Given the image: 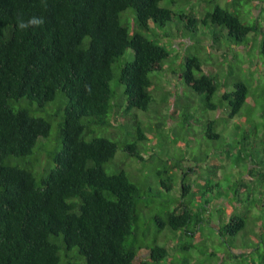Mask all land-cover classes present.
<instances>
[{"label": "trees", "instance_id": "obj_1", "mask_svg": "<svg viewBox=\"0 0 264 264\" xmlns=\"http://www.w3.org/2000/svg\"><path fill=\"white\" fill-rule=\"evenodd\" d=\"M263 20L264 0H0V264H264V124L241 131Z\"/></svg>", "mask_w": 264, "mask_h": 264}, {"label": "rangeland", "instance_id": "obj_2", "mask_svg": "<svg viewBox=\"0 0 264 264\" xmlns=\"http://www.w3.org/2000/svg\"><path fill=\"white\" fill-rule=\"evenodd\" d=\"M221 1H224V0H221ZM263 22H264V20H263ZM257 43V42H256ZM181 47H179L178 46V49H176L175 51H178V53H181ZM204 55H206L205 53H204ZM217 58H220V56L218 55H216V56H214L213 57V60H210V59H205V62L204 63H206V64H209V65H213V61H217ZM247 58H244V56L242 55V54H240L239 56H237V58L235 59V61H234V63H232L234 66V69L236 70V71H238V72H240L241 73V75L240 76H245L246 75V73H245V70L243 69V67L242 68H238V66H240V65H242V64H244V63H246V62H248L249 60L247 59ZM262 64L264 65V56H262ZM216 65V64H215ZM263 72H264V69H263ZM228 75L227 74H221V78L222 77H226V78H228V79H231L230 77H227ZM254 80L256 81V82H259V85L260 86H262L263 84H264V76L263 75H260V74H255L254 75ZM165 82V81H164ZM220 93H221V91H218V93H217V95H220ZM257 95H258V110L256 111V112H254V113H252V114H250V115H247V117H245V119L242 121V129H241V131L243 130V127L244 128H247V126H248V122H250L252 119H254V122H252L249 126H251V127H254L255 125H257L258 126V132L261 134L262 132H263V124H264V114H262L261 116H259V114H260V111H263L264 110V92H262V91H259L258 93H257ZM192 98H193V96H192ZM181 99V101H183V99H184V96L183 97H181L180 98ZM214 99L216 100L217 99V96H215L214 97ZM251 102H252V98H248V104L246 103V104H244V107L242 108V110H241V112H245V110L247 109L246 107L247 106H249L250 104H251ZM34 106H35V104H34ZM50 111H52L49 107H47V108H45L44 110H43V112L41 113V115H44L45 113H48V112H50ZM259 111V112H258ZM248 126V127H249ZM196 131H197V128L195 129ZM230 130H234L235 132H236V130H235V128H230V129H228V130H226L225 132H224V130H222V128L220 127L219 128V132H221L222 134H225V137L228 139V137L227 136H229V133H230ZM200 131V130H199ZM231 133H233V132H231ZM56 134H57V130L55 129V128H53L52 130H51V134H50V138H49V140L51 139V138H53V141H55V140H58V138L56 137ZM239 134H240V132H236V134H235V136H236V139H238L239 140ZM224 140H225V138H224ZM223 140V141H224ZM229 140V139H228ZM225 142H226V140H225ZM220 143V142H219ZM219 143H217V144H219ZM259 147H261V146H259ZM35 149H36V147H35ZM191 150H196V148H195V146H193V148H191ZM227 168H229V167H227ZM263 210H264V208H263ZM254 216V214H252L251 216H250V218H252ZM258 216H260V217H264V214L263 215H261V213H259V215ZM254 222L255 221H253L252 219H250L249 220V223H251L250 225H254ZM207 230H209V229H207ZM207 230H204L203 229V232H204V237H207V241H206V248L205 249H207L208 251H210V249L211 250H223V248H224V245L221 243V242H219L218 240H217V238H216V233H211V235H210V232L209 231H207ZM239 236V241H247V243H248V245H253V244H255V240H254V237H253V235H252V233H250V232H248V233H244V232H242L240 235H238ZM184 240V239H183ZM183 240H182V242H183ZM196 248V250H192V251H190V254H193L194 256H199V249L201 248L202 249V251H204V249L202 248V244H201V247L199 246V247H195ZM201 260V259H200ZM207 264H209L210 262L209 261H207L206 262Z\"/></svg>", "mask_w": 264, "mask_h": 264}, {"label": "crops", "instance_id": "obj_3", "mask_svg": "<svg viewBox=\"0 0 264 264\" xmlns=\"http://www.w3.org/2000/svg\"><path fill=\"white\" fill-rule=\"evenodd\" d=\"M241 251V250H240Z\"/></svg>", "mask_w": 264, "mask_h": 264}]
</instances>
